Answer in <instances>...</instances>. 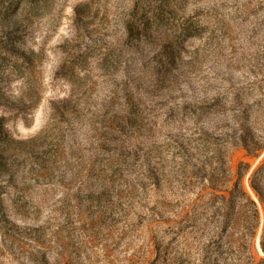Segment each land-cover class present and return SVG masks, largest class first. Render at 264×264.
I'll return each instance as SVG.
<instances>
[{
    "label": "rangeland",
    "instance_id": "1",
    "mask_svg": "<svg viewBox=\"0 0 264 264\" xmlns=\"http://www.w3.org/2000/svg\"><path fill=\"white\" fill-rule=\"evenodd\" d=\"M244 1L0 0V264H165L163 203L210 190L197 133L244 80L215 15Z\"/></svg>",
    "mask_w": 264,
    "mask_h": 264
},
{
    "label": "trees",
    "instance_id": "2",
    "mask_svg": "<svg viewBox=\"0 0 264 264\" xmlns=\"http://www.w3.org/2000/svg\"><path fill=\"white\" fill-rule=\"evenodd\" d=\"M228 5L233 12L216 14L215 23L222 29L227 20H241L244 80L240 87L232 88L213 131L201 128L197 133L201 156L211 153L210 159L216 163L208 164L210 190L191 199L179 193L176 219L170 218V202L163 203L161 251L165 264H264V255L255 249L261 223L258 203L264 211V0ZM226 37L230 42L233 39ZM234 148H242L251 159L260 158L257 165L250 171L249 161L234 164L229 151ZM182 167L181 191L187 189ZM249 172L255 199L244 185ZM259 244L264 253V227Z\"/></svg>",
    "mask_w": 264,
    "mask_h": 264
}]
</instances>
